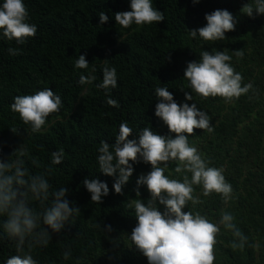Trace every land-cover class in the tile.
<instances>
[{"label": "trees", "instance_id": "1", "mask_svg": "<svg viewBox=\"0 0 264 264\" xmlns=\"http://www.w3.org/2000/svg\"><path fill=\"white\" fill-rule=\"evenodd\" d=\"M248 0H153V7L164 13L159 24L124 29L116 24L114 14L130 11L129 0H25L31 23L38 31L26 45L0 40V159H9L21 145L30 158L49 165L51 153L63 148L65 158L52 166L50 180L56 187L67 188V199L80 212L65 225L53 244L38 254L40 264H59L58 240L74 243L75 254L84 255L86 264H147V259L128 239L137 221L127 203L136 199V180L147 174L151 166L134 165V174L123 194H116L114 177L98 171L96 162L101 140L114 143L121 122L133 129L129 139L136 138L144 127L159 135L169 130L157 118L155 88L167 86L178 104L196 102L206 111L215 126L212 135L194 129L190 137L213 166L225 168L226 179L237 192L234 211L242 232L248 237L243 250L231 247V237L224 236L214 254L218 264H264V15L249 18L240 14ZM226 9L237 19L235 31L216 44L194 40L188 31L206 24L205 14ZM104 11L109 22L101 25L99 13ZM8 47H20L17 56ZM243 50L245 57L233 62L244 82L253 83L258 96L241 97L235 104H225L219 97L186 101L189 91L184 71L187 64L199 59L202 50L211 52ZM79 55H85L89 67H95L97 79L92 85H79L84 70L74 68ZM117 69L118 87L111 98L119 107L107 103V97L96 84L102 81L104 61ZM86 74V73H85ZM45 87L62 98L59 118L55 114L42 134H33L13 113L10 105L18 95H31ZM174 135V134H172ZM35 170V169H34ZM106 182L109 195L103 203L91 201L83 180ZM143 200L149 199L146 187L140 189ZM218 198H210L204 210L215 216ZM111 225V233H103L96 225ZM259 244V248H257ZM11 253L7 242L0 243V261ZM217 264V261H214Z\"/></svg>", "mask_w": 264, "mask_h": 264}, {"label": "clouds", "instance_id": "2", "mask_svg": "<svg viewBox=\"0 0 264 264\" xmlns=\"http://www.w3.org/2000/svg\"><path fill=\"white\" fill-rule=\"evenodd\" d=\"M200 0H193L199 4ZM130 11L114 14L116 24L124 29L159 24L164 13L153 7V0H129ZM240 14L249 18L264 15V0H248ZM101 25L109 16L99 13ZM31 17L25 0H0V40L17 46L26 45L37 34L38 28ZM206 24L189 35L194 40L213 45L227 39L226 33L235 31L237 19L226 9L205 14ZM9 55L17 56L20 47H8ZM243 60V50L211 52L202 50L199 59L187 64L184 80L190 90L184 92L186 101H201L219 97L225 104H235L241 97L258 96L251 82L237 71L233 62ZM102 81L95 85L102 89L108 105L119 107L111 98V91L118 87L117 69L104 61ZM85 55H79L74 68L84 70L78 84L92 85L97 77L95 67H89ZM86 73V74H85ZM157 103L154 115L169 130V135L157 134L144 127L136 138L127 122H121L114 143L101 140L96 149L98 171L114 177L112 185L116 194H123L134 174V165L143 162L151 171L140 174L136 180V199H130L128 208L137 221L128 239L147 259V264H214L216 245L224 236L231 237V247L243 250L248 237L242 232L234 205L238 198L233 184L226 179L223 166H213L207 157L190 140L194 129L212 135L208 113L194 102L178 104L167 86L156 87ZM63 108L62 98L49 87L31 95L13 98L10 109L33 134H42L55 114L59 118ZM174 134V135H172ZM65 158L64 149L51 153L50 164L42 165L30 158L26 146L21 145L9 159H0V243L7 242L11 253L0 264H40L37 256L49 249L53 236L62 235L65 225L72 222L80 210L67 199V188L56 187L50 180L52 166L60 165ZM35 169V170H34ZM83 187L90 193L91 201L102 204L109 195L106 182L98 179L83 180ZM146 187L149 199H141L140 189ZM210 198L219 199L216 215L210 216L204 205ZM103 233H111V225H96ZM59 264H86L84 255L75 254L74 243L58 240ZM259 248V244H257ZM52 264H57L53 261Z\"/></svg>", "mask_w": 264, "mask_h": 264}]
</instances>
